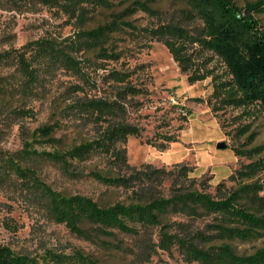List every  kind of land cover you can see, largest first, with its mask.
Returning <instances> with one entry per match:
<instances>
[{"label":"rangeland","instance_id":"374dc122","mask_svg":"<svg viewBox=\"0 0 264 264\" xmlns=\"http://www.w3.org/2000/svg\"><path fill=\"white\" fill-rule=\"evenodd\" d=\"M134 0H113L110 9H97L83 28H92L110 19ZM147 1L155 12L137 10L125 19L136 26L125 27L114 34L118 59L98 57L95 52L84 53V79L63 68L39 71L40 81L33 94L22 92L24 76L9 57L0 59V244L15 252L37 259V264H85L80 256L96 264H198L185 259L183 250L156 249L145 259L139 250V240L150 235L158 241L159 227H138V234L110 229L100 233L94 225L84 221L85 235L73 233L64 223L57 222L49 211V198L39 188L22 183L4 159L12 155L23 166L30 167L41 183L64 195L80 194L91 197L100 205L129 202L131 191L107 185L94 179L91 170H108L104 159L92 157L84 161L65 163L44 152L66 150L91 139L95 129L91 123L67 115L66 105L77 96H102L111 92L108 73L112 69L130 73L131 81L147 93L135 96L137 106L129 105L125 119L141 128L139 136L130 135L120 146L125 148L131 166L151 164L170 171L155 187V193L169 196L178 169L185 165L187 178L180 176L186 188L202 189L216 194L218 183L226 188L235 186L230 179L243 164L252 160L264 161V108L255 104L233 107L213 95L214 78H226V68L213 52L190 45L196 65L208 70L210 76L190 83L189 73L182 72L166 45L150 37L144 27L175 22L191 33L198 32L201 21L186 14L182 0ZM237 6L255 0H233ZM264 27V14L255 15ZM80 24L69 18L57 5L44 0H0V54L15 52L27 42L43 36L58 40L71 36ZM216 78V82L219 80ZM80 84L83 90L73 92L71 86ZM21 110H23L21 112ZM25 110V111H24ZM29 113V114H28ZM45 123H56L53 145L35 142L32 153L24 156V138ZM173 135L175 141L162 137ZM223 143L224 147L218 144ZM162 144V145H160ZM235 150L241 152L235 153ZM264 180V168L258 173ZM155 185V184H154ZM264 194V190L262 192ZM213 214L202 212L190 216L184 212L169 213L164 220L170 224L182 222L191 231H205L213 221ZM172 225L169 233H176ZM180 234V233H179ZM231 244L236 252L247 254L262 244V239L251 241L219 240L210 244ZM51 253V254H48Z\"/></svg>","mask_w":264,"mask_h":264},{"label":"trees","instance_id":"16d2710c","mask_svg":"<svg viewBox=\"0 0 264 264\" xmlns=\"http://www.w3.org/2000/svg\"><path fill=\"white\" fill-rule=\"evenodd\" d=\"M44 1L57 5L80 26L74 34L61 40L43 36L27 42L13 53L6 51L0 54V59L9 57L16 63L24 76L21 88L25 94L34 93V85L40 81L41 69L50 71L63 68L85 79L87 74L83 64L86 57L83 55L86 51L95 52L101 58L118 59L120 54L115 50L114 34L125 27L132 30L136 28L125 18L137 10L155 12L147 1L134 0L120 11L113 12L105 23L83 28L82 25L91 19L94 11L112 8L113 0ZM182 1L186 4L185 13L201 21L198 32L193 34L175 22L144 27L143 31L166 45L180 70L189 73L187 80L190 83L210 76L208 70L196 65L190 45L197 43L201 49L215 53L225 65L227 76L221 79L220 76H213V95L220 96L221 102L233 107L257 104L264 108V27L255 16L264 14V0L250 1L243 7L237 6L233 0ZM129 77L128 71L112 69L107 76L111 89L109 94H83L66 105L67 115L72 114L76 119L93 125L95 134L91 139L66 150L44 152L65 163L84 161L94 156L104 159L108 170L95 169L89 174L104 184L130 190L129 202L102 206L88 196L64 195L41 183L34 171L23 166L14 156L7 155L4 164L22 179V183L31 181L29 186L39 188L49 198V211L53 218L64 223L76 235H85L81 225L84 221L94 225L103 234L110 233V229L138 234L137 225L143 228L159 227L157 242L150 235L139 240L138 248L145 259L156 249L171 250L177 246L183 250L186 260L198 264H264V180L258 178V173L264 168V161L257 159L241 165L230 176L235 186L226 188L224 183H218L214 195L202 189L183 186L178 179L180 176L187 178L190 170L183 165L173 179L170 195L155 193V187L161 185L171 172L151 164L131 166L125 148L120 146L128 136L140 135L141 128L128 122L124 115L129 105L137 106L139 103L135 96L147 93L145 88L134 84ZM217 77L219 80L216 82ZM71 88L75 93L83 90L80 84H74ZM55 129L56 123H45L34 129L30 134L31 141L24 138L21 153L24 156L36 153L32 150L35 142L53 145L58 141L53 136ZM162 138L175 141L173 135ZM235 153L241 152L235 150ZM201 211L214 216L207 225V233L191 231L182 222L170 224L164 220L169 213L184 212L197 216ZM172 225L176 233H169ZM215 239H262V244L247 254L236 252L226 242L210 244L208 247L200 245L212 243ZM80 259H84L85 264H96L83 256ZM37 263L36 258L0 244V264Z\"/></svg>","mask_w":264,"mask_h":264},{"label":"water","instance_id":"95a60500","mask_svg":"<svg viewBox=\"0 0 264 264\" xmlns=\"http://www.w3.org/2000/svg\"><path fill=\"white\" fill-rule=\"evenodd\" d=\"M218 146L219 147H224V144L223 143H219Z\"/></svg>","mask_w":264,"mask_h":264}]
</instances>
